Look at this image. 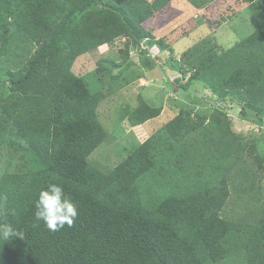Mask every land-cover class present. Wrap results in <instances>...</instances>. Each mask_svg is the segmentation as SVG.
I'll return each mask as SVG.
<instances>
[{"label":"trees","instance_id":"obj_1","mask_svg":"<svg viewBox=\"0 0 264 264\" xmlns=\"http://www.w3.org/2000/svg\"><path fill=\"white\" fill-rule=\"evenodd\" d=\"M24 1L25 18H20L28 22L36 48L24 68L4 72L12 96L19 99L4 100L7 120L0 119L23 135L9 146L17 153V165L0 178V224H11L24 238L0 239V264H205L206 256L228 252V235L244 224L217 214L227 195L224 176L223 184L210 192L202 183L184 197L168 195L144 210L133 188L126 196V187L129 178L153 165L149 138L106 172L86 160L107 135L94 112L93 96L70 63L121 34L132 37L138 53L146 52L143 41L155 40L167 50L153 36L155 28L144 25L168 0ZM263 31L264 20L228 53L237 56L236 50H243L241 60L251 58ZM255 103L246 101L248 107ZM160 109L143 101L133 109L136 123L153 119ZM179 119L178 114L168 122L171 136L176 129L180 134L192 128L181 129ZM163 174L161 170V179ZM50 182L60 183L78 207L72 226L55 232L34 219L38 193ZM260 216L239 240L249 257L245 264H264V208Z\"/></svg>","mask_w":264,"mask_h":264},{"label":"rangeland","instance_id":"obj_2","mask_svg":"<svg viewBox=\"0 0 264 264\" xmlns=\"http://www.w3.org/2000/svg\"><path fill=\"white\" fill-rule=\"evenodd\" d=\"M24 3L18 0L13 16L15 0H0V119L7 120L4 100L19 99L12 96L4 72L24 68L36 48L28 22L20 18H25ZM166 5L144 26L155 28L153 36L166 43L167 50L155 40L143 41L146 52L138 53L132 37L121 34L70 63L93 96L94 112L107 135L86 160L106 172L149 138L153 165L129 178L126 187V196L133 188L144 210L168 195L184 197L202 183L210 192L223 184L224 176L227 195L217 214L244 228L228 235V252L206 256L205 264H245L249 257L239 240L251 233L249 223L258 220L264 208V31L251 58L242 61L243 50H236L237 56L228 52L264 20V0ZM249 99L256 102L254 107L246 105ZM143 101L161 109L153 119L136 123L133 109ZM178 114L181 129L192 128L181 135L176 129L171 136L168 122ZM19 132L10 121L0 124V178L17 165V153L9 146L23 138Z\"/></svg>","mask_w":264,"mask_h":264},{"label":"clouds","instance_id":"obj_3","mask_svg":"<svg viewBox=\"0 0 264 264\" xmlns=\"http://www.w3.org/2000/svg\"><path fill=\"white\" fill-rule=\"evenodd\" d=\"M77 216L76 203L65 194L60 183L50 182L39 191L34 219L43 222L49 231H59L65 225L72 226ZM12 237L24 238V233L14 229L11 224H0V239L8 241Z\"/></svg>","mask_w":264,"mask_h":264},{"label":"crops","instance_id":"obj_4","mask_svg":"<svg viewBox=\"0 0 264 264\" xmlns=\"http://www.w3.org/2000/svg\"><path fill=\"white\" fill-rule=\"evenodd\" d=\"M175 1L180 2L181 5H183V4L186 3V0H180V1H179V0H168V1H167V5H170V3H173V4H174ZM211 1H212V0H211ZM167 5H166V6H167ZM163 9H164V8H163ZM238 12L240 13V10H239ZM158 13H159V12H158ZM239 13H237L235 17H237V16L239 15ZM233 17H234V15H233ZM162 67H163V65L161 66V68H162Z\"/></svg>","mask_w":264,"mask_h":264}]
</instances>
